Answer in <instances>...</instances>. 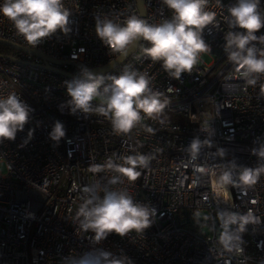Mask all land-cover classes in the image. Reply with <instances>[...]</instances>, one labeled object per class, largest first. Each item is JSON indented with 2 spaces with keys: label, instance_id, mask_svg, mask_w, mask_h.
<instances>
[{
  "label": "built area",
  "instance_id": "2783aa9c",
  "mask_svg": "<svg viewBox=\"0 0 264 264\" xmlns=\"http://www.w3.org/2000/svg\"><path fill=\"white\" fill-rule=\"evenodd\" d=\"M234 2L221 0L220 8L209 0L206 10L215 11L219 22L203 32L212 59L206 63L200 55L192 73L179 80L170 77L142 52L149 45L141 40L99 76L105 78L102 91L110 76L147 73L150 90L165 102L161 113L175 116L141 113V121L127 134H116L102 115L72 111L66 82L84 79L77 66L55 65L72 74L67 76L44 67L31 53L13 48V53L0 52V95L16 92L31 109L16 139L0 143V264H75L80 256L99 251L127 256L132 264H264V172L251 186L239 180L245 168L264 166V158L254 154L264 147V75L250 85L224 52L229 29L223 16ZM143 3L150 23L170 18L161 0ZM65 6L72 13L67 33L30 46L0 15V39L54 60L96 68L121 55L96 36V17L122 23L128 15H139L136 0H65ZM256 34L264 35V28ZM57 121L66 132L58 142L50 137ZM194 140L200 142L195 154ZM137 155L147 157L148 164L137 167L141 175L135 183L108 168L90 170L109 160L124 165L126 157ZM225 172L232 183H220ZM92 186L101 197L105 189L128 191L135 202L154 210L150 226L94 241L76 216L89 196L84 189ZM249 212L252 220L243 232L239 220L226 223L230 216ZM225 233L233 236L230 251L222 243Z\"/></svg>",
  "mask_w": 264,
  "mask_h": 264
},
{
  "label": "clouds",
  "instance_id": "9594fccd",
  "mask_svg": "<svg viewBox=\"0 0 264 264\" xmlns=\"http://www.w3.org/2000/svg\"><path fill=\"white\" fill-rule=\"evenodd\" d=\"M171 13L169 19L160 23H150L140 15H128L122 23L112 19L96 17L95 33L101 42L112 52L124 55L137 41H144L149 46L142 47V52L154 63L161 64L163 70L172 78L179 80L184 73H192L202 53L210 51L203 32L209 26L219 27L217 13L206 10L209 0H161ZM224 8L221 0H216ZM71 10L65 6V0H3L0 3V15L6 17L30 46L56 34L67 33ZM228 25L224 36V52L235 70L255 85L258 75H264V35H257L264 28V9L261 0H235L227 6L223 16ZM84 79H74L67 83L68 102L72 111L96 113L104 116L111 123L116 134L129 133L142 119L141 113L154 118L165 107L161 94L149 88L147 73L127 72L119 76H110V84L103 87L104 77L93 76L83 71ZM264 91V88H262ZM99 106L93 107V102ZM29 105L16 92L0 95V143L14 141L17 133L23 131L30 117ZM66 135L63 124L57 121L50 133L54 141ZM31 136V132H29ZM200 142L194 140L191 151L195 154ZM264 158V147L258 153ZM148 158L143 155L128 156L124 165L94 164L90 170L100 172L105 168L114 170L135 183L141 173L137 167H146ZM126 165V166H125ZM264 172V166L256 169L245 168L239 180L242 184L253 185ZM232 176L225 172L220 183H232ZM115 183V180L112 181ZM89 196L80 205L76 216L79 226L85 232L93 233L94 241L101 242L109 235L124 237L131 232H141L150 226V215L154 210L135 202L133 196L125 190H103L97 186L84 189ZM82 218V219H81ZM239 220V231L252 220L248 215L230 216L226 223ZM233 236L225 233L222 243L229 251L234 247ZM240 251H243L240 249ZM75 264H132L124 255L114 256L108 251L89 252L80 256Z\"/></svg>",
  "mask_w": 264,
  "mask_h": 264
},
{
  "label": "water",
  "instance_id": "95a60500",
  "mask_svg": "<svg viewBox=\"0 0 264 264\" xmlns=\"http://www.w3.org/2000/svg\"><path fill=\"white\" fill-rule=\"evenodd\" d=\"M136 7H137L139 15L142 18L145 19L146 10H145V7H144L143 0H136ZM138 43H139V41H137L135 43V45H133L124 55H119L115 60L111 61L110 63L105 64V65L100 66V67L91 68V67L83 66V65H81L79 63L68 62V61H63V60H54V59H51V58L47 57L46 55L40 53L37 50L31 49V48H26V47L20 46L18 44L9 42L7 40L0 39V44L8 46V47H11V48L16 49V50H20V51H24V52H27V53H31V54H33V55H35V56H37V57H39L41 59L42 65L44 67L52 69V70H54L56 72L65 74L67 76H71L72 74L70 72H67V71H64V70L60 69L59 67H57L55 65L56 64H61V63H69V64L77 66L82 71L87 70L93 76H100V75L106 73L108 70H110L114 66H116L117 64H119L127 56H129L134 51V49L137 47ZM50 63H52V64H50ZM80 76L84 77L83 73L80 74Z\"/></svg>",
  "mask_w": 264,
  "mask_h": 264
},
{
  "label": "rangeland",
  "instance_id": "374dc122",
  "mask_svg": "<svg viewBox=\"0 0 264 264\" xmlns=\"http://www.w3.org/2000/svg\"><path fill=\"white\" fill-rule=\"evenodd\" d=\"M201 58L206 63H209L211 61V59H212V57L210 55H208L206 52L201 54ZM157 116H159L161 118H166V119H173V118H175V116L170 115V114H165V113H159ZM201 216H203V214Z\"/></svg>",
  "mask_w": 264,
  "mask_h": 264
},
{
  "label": "trees",
  "instance_id": "16d2710c",
  "mask_svg": "<svg viewBox=\"0 0 264 264\" xmlns=\"http://www.w3.org/2000/svg\"><path fill=\"white\" fill-rule=\"evenodd\" d=\"M0 52H3V53H13V49L8 47V46H5V45H2L0 44Z\"/></svg>",
  "mask_w": 264,
  "mask_h": 264
}]
</instances>
